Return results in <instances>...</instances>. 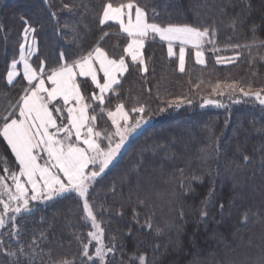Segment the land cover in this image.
I'll list each match as a JSON object with an SVG mask.
<instances>
[{
    "label": "trees",
    "instance_id": "obj_1",
    "mask_svg": "<svg viewBox=\"0 0 264 264\" xmlns=\"http://www.w3.org/2000/svg\"><path fill=\"white\" fill-rule=\"evenodd\" d=\"M106 2L0 0V117L18 107L28 85L22 75L14 84L7 80L11 64L20 57L27 26L36 28L30 33L38 46L33 64H43L46 74L96 47L110 58L126 57V35L116 24L99 23ZM135 2L150 20L154 10L155 22L162 26L209 28L219 51L205 45L206 64L199 65L194 49H188L181 73L178 56H169L166 43L150 39L143 52L147 73L129 59V71L117 92L107 95L111 103L102 106L90 99L97 94L91 81L79 79L90 114L97 117V131L115 130L101 107L115 111L117 103H123L135 123L139 114L131 109L144 106L148 118L89 189L104 243L115 244L107 264H139L133 257L140 255L148 264H264V105L224 87L237 82L245 90L248 85L254 91L264 89V0ZM237 56L217 63L218 57ZM218 83L222 94L212 91ZM178 99L184 103L168 106ZM101 144H107L103 137ZM245 155L250 157L247 162ZM18 171L14 154L0 136V177L13 191L11 173ZM181 182L191 184L194 193ZM205 202L207 216L202 217ZM82 205L74 192L51 200L44 193L29 199V210L17 214L9 209L4 219L11 231L8 226L0 229V264H54L65 259L81 264L86 258L81 256L80 240L89 239L93 231ZM89 251L94 257V247ZM95 264L100 262L96 259Z\"/></svg>",
    "mask_w": 264,
    "mask_h": 264
},
{
    "label": "snow or ice",
    "instance_id": "obj_2",
    "mask_svg": "<svg viewBox=\"0 0 264 264\" xmlns=\"http://www.w3.org/2000/svg\"><path fill=\"white\" fill-rule=\"evenodd\" d=\"M67 7V5H65ZM247 7H251L250 4ZM55 16V13H53ZM109 21L119 25L121 32L126 34L128 39L127 47L124 52L131 58V63L142 66L140 70L147 73L148 67L143 57V48L148 39L166 41L168 44L169 56L174 55L173 44L178 42L179 56L178 67L181 73L185 72L186 47L191 46L195 50V62L205 65V45H211L213 52L219 51L215 46V32H210L209 28L200 29L188 25L162 26L155 22V12L153 18L149 19V14L145 8L139 6L135 0H107L103 9L99 23L107 24ZM27 24V21H25ZM255 31V26H253ZM36 32L35 27L27 26L24 29V40L27 43L29 34ZM107 35V33H104ZM35 37H32V44L35 45ZM235 47H239L236 45ZM248 47V45H245ZM30 54V53H29ZM235 58H227L229 62ZM226 58L218 57L217 63L225 62ZM23 62L24 78L28 85L24 94L17 101L18 107L6 111L5 115L0 117V136L6 141L11 152L19 164V171L11 173V179L15 186V191L3 183V177H0V204L3 209L0 210V229L7 225L4 216L9 209L14 213H21L22 210H29V199L37 200L46 192V198L51 200L54 196H62L65 193L74 192L83 200V211L86 214L85 219L90 220L91 227L95 231L88 232L89 239L80 240L81 256L86 258L81 264L92 262L96 259L100 264H107L105 259L108 254H115V244L111 247L104 243V230L94 214L93 207L89 202V189L96 177L104 172L116 160L129 137L137 131L143 124L148 123L145 117V107L138 106L131 109L138 113L139 117L132 123L129 112L125 110L123 103H117L115 111L106 110L101 107L100 111H106L108 119L114 126V132H104L96 130V115H89L88 109L91 104L85 103V97L81 93L80 85L76 81V76L90 77L91 82L99 89V94H93L90 99L104 105L106 101L111 103L107 93L117 92L116 85L120 84L121 76L129 71V64L126 63L125 56L119 58H110L108 53L101 47H96L94 52L75 61L72 65L65 63L59 68L51 70L46 76L43 67L38 70L33 68L24 54L21 47L20 61H13L11 71L8 72L7 80L12 84L14 77L18 75L16 71L17 63ZM98 64V68L97 65ZM78 69V72L75 71ZM98 72L103 73L104 82L98 78ZM46 80L50 81L51 87H46ZM224 87L235 92L238 91L244 96H253L261 105H264V89L254 91L251 85H240L237 82L225 84ZM213 92L222 94L221 84H217ZM62 100L61 107L56 106V101ZM67 107L68 123L58 124V119H64L63 115L57 116L54 113H63V106L73 104ZM183 99L169 101L168 106L175 104L179 107L183 104ZM212 103V101H208ZM52 105L50 108L49 105ZM222 106V105H217ZM164 111V109H160ZM95 112V109H93ZM11 117V119H10ZM50 129L54 131H50ZM73 136L75 139H73ZM101 137L107 141V144H101ZM118 137V139H113ZM46 153L45 163L41 165L38 161ZM244 161L250 160L245 155ZM92 166L91 168L89 166ZM52 169H55L53 172ZM5 170H7L5 158ZM183 175V170H180ZM21 177L26 180L21 182ZM191 179L199 180L200 177L193 176ZM30 185L29 189L26 187ZM181 187L188 192L195 191L191 184L185 185L181 182ZM31 190L34 195L28 196ZM7 196V201L3 197ZM212 192H209V199ZM13 201L17 202L14 206ZM223 209V205L220 206ZM207 203L201 209V216H207ZM183 216V211L180 213ZM15 219V217H12ZM248 217L245 215L244 222ZM151 227V225H149ZM11 231V229H10ZM79 239V238H78ZM114 239V238H113ZM93 242L95 244L93 245ZM0 243H3L0 241ZM90 247H94L95 258L90 254ZM23 252V249L20 250ZM15 255V253H9ZM139 264H148L147 257L140 255L133 257ZM54 264H75L74 260H61Z\"/></svg>",
    "mask_w": 264,
    "mask_h": 264
},
{
    "label": "crops",
    "instance_id": "obj_3",
    "mask_svg": "<svg viewBox=\"0 0 264 264\" xmlns=\"http://www.w3.org/2000/svg\"><path fill=\"white\" fill-rule=\"evenodd\" d=\"M108 23H113V24H115L114 22H112V21H109ZM107 23V24H108ZM117 25V24H116ZM118 27H119V25H117ZM119 30H120V28H119ZM120 32H121V30H120ZM121 33H123V32H121ZM123 34H125V33H123ZM126 35V34H125ZM32 35L31 34H29V38H28V41H27V43H25V40H24V42H23V49H24V54H25V56H26V58L28 59V62H29V64L33 67V68H35V66H34V64H33V59H34V56L37 54V51H38V46H37V42L35 43V45L33 46V44H32ZM157 39L159 40V38L157 37ZM148 40H150V39H148ZM148 40H146L145 41V45H146V42L148 41ZM36 41V40H35ZM162 42H164V43H166L167 44V42L166 41H162ZM167 46H168V44H167ZM179 47H180V45H179V43L178 42H176V43H174L173 44V51H174V55H177V56H179ZM145 48V47H144ZM144 48H143V52H144ZM188 49H192L191 48V46H187L186 47V53H187V50ZM94 52V51H93ZM30 53V54H29ZM174 55H172V56H174ZM194 56H195V50H194ZM143 57H144V53H143ZM125 59H126V63H127V61L130 59L131 60V58L130 57H128L127 55H126V57H125ZM17 61H20V57H19V59L17 60ZM205 61H206V57H205ZM73 63H70L69 65H72ZM12 65V64H11ZM199 65H201V64H199ZM97 66V68H98V64L96 65ZM41 67H43V69H44V66H43V64L41 65ZM40 67V68H41ZM35 69H39V68H35ZM9 71H11V67H10V69H9ZM16 71L18 72V75L16 76V77H14V79H13V81H12V84H14L15 83V81L22 75V76H24L23 75V73H24V67H23V62H19V63H17V66H16ZM75 71H77L78 72V69H76ZM44 74H45V76L47 75L45 72H44ZM125 74L126 73H124V74H122L121 76H118V79H120V82H121V79L125 76ZM103 73L102 72H98V78H101V83H103L104 82V80H103ZM26 79V78H25ZM79 79H89L90 81H91V78L90 77H81V76H79V75H77L76 76V81H77V83L79 84ZM27 80V79H26ZM28 82V81H27ZM92 83V82H91ZM93 84V83H92ZM93 86L95 87V85L93 84ZM116 86H118V85H116ZM115 86V87H116ZM46 87H51V84H50V81H47L46 80ZM96 88V87H95ZM80 90H81V88H80ZM81 93H82V91H81ZM99 94V89H97V95ZM109 93H107L106 95H108ZM56 106L57 107H61L62 105H63V102H62V100H57L56 102ZM74 103L75 102H73V104H70V105H67V106H63V113L61 114V113H54V115H57V116H60V115H63V117H64V119H58V121H57V123L58 124H61V123H64V124H66V123H68V121H67V107H71V106H73L74 105ZM85 103H87L86 102V100H85ZM49 107L51 108L52 107V105L50 104L49 105ZM88 113H89V115L91 116V114H90V108L88 109ZM65 121V122H64ZM111 121V120H110ZM50 131H54V130H52V129H50ZM73 139H75V137L73 136ZM6 142V141H5ZM15 156V155H14ZM42 156H43V158H41L38 162L41 164V165H43L44 163H45V159H46V153H44V154H42ZM90 168L92 167L91 165L89 166ZM52 171L54 172L55 171V169H52ZM24 181L26 180V178L25 177H21ZM28 187L29 188H31V186L30 185H28ZM29 192H31V190H29ZM28 192V193H29ZM46 193V192H45ZM34 194V193H33Z\"/></svg>",
    "mask_w": 264,
    "mask_h": 264
},
{
    "label": "rangeland",
    "instance_id": "obj_4",
    "mask_svg": "<svg viewBox=\"0 0 264 264\" xmlns=\"http://www.w3.org/2000/svg\"><path fill=\"white\" fill-rule=\"evenodd\" d=\"M225 62H227V59L225 60ZM145 126V124H143L139 129H137V131L135 132V133H133L130 137H129V139H128V141L126 142V144L124 145V147L121 149V151H120V154L125 150V148L127 147V145H128V142L130 141V139H131V137H133L136 133H138V132H140V130L143 128ZM118 138V137H117ZM120 154L117 156V158L120 156ZM117 158H116V160H117ZM116 160H114L113 161V163L116 161ZM112 163V164H113ZM111 164V165H112ZM111 165H109V166H111ZM102 174V173H101ZM100 174V175H101ZM99 175V176H100ZM21 182H24V180L21 178ZM26 187H28V185L26 184ZM29 188V187H28ZM30 189V188H29ZM90 221V220H89ZM93 229V228H92ZM93 231H95V229H93ZM94 244H95V242H93ZM94 257H95V254H94ZM106 259V258H105ZM98 260V259H97ZM99 261V260H98Z\"/></svg>",
    "mask_w": 264,
    "mask_h": 264
}]
</instances>
